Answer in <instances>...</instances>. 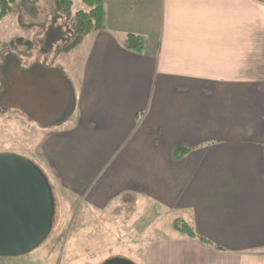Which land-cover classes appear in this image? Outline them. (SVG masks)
<instances>
[{"label": "crops", "instance_id": "1", "mask_svg": "<svg viewBox=\"0 0 264 264\" xmlns=\"http://www.w3.org/2000/svg\"><path fill=\"white\" fill-rule=\"evenodd\" d=\"M102 2L104 28L79 36L53 6L47 21L0 22V102L8 63L20 75L4 135H29L21 151L53 191L118 212L131 198L133 230L164 216L195 229L155 226L145 250L125 254L137 264H264V2ZM46 36L52 46H39Z\"/></svg>", "mask_w": 264, "mask_h": 264}, {"label": "rangeland", "instance_id": "2", "mask_svg": "<svg viewBox=\"0 0 264 264\" xmlns=\"http://www.w3.org/2000/svg\"><path fill=\"white\" fill-rule=\"evenodd\" d=\"M49 1L17 2L14 5L13 13L19 14L17 16V19L20 20L18 23H23L24 20L37 19L47 21L46 11L53 6L52 0L51 6ZM261 1L264 2V0ZM80 9L88 10L89 7L82 0H75L73 10ZM62 21L66 27H71V22L66 18ZM46 24L47 22L43 23V27ZM50 38V36H46L43 44L42 42L38 43L39 46L51 47L52 45L47 43ZM52 41L53 39L49 43ZM8 66V76L5 75L6 79L2 84L12 88L10 97L6 98V103L0 102V109L2 110H9L13 107L17 109L20 98L19 69L16 68L15 63H8ZM10 137L11 140L9 136L4 135L3 127L0 126V153L20 154L35 162L31 155L21 151L23 141H27L28 144L31 143L29 135L23 137L21 131L19 132L18 128L13 127ZM53 193L55 196V216L49 236L30 253L14 258H0V264H101L100 261L105 259L107 254L111 258L119 256L129 258L137 264L138 258H135L136 256L125 255L130 245L135 248L140 245L145 250L150 237L155 236L159 230L155 229L156 227H160L159 233L163 232V234H170L175 231L174 220L167 219L166 216L159 220L160 223L156 221L158 222L156 227L142 223L139 224L140 231L133 230L129 222L132 216L136 217L135 214L139 217L137 211L139 205L134 204L135 202L131 198L126 199L128 200L125 201L127 203H123L121 211L118 212L114 206H110L107 210L90 207L84 203L83 198L61 188L54 190Z\"/></svg>", "mask_w": 264, "mask_h": 264}, {"label": "water", "instance_id": "3", "mask_svg": "<svg viewBox=\"0 0 264 264\" xmlns=\"http://www.w3.org/2000/svg\"><path fill=\"white\" fill-rule=\"evenodd\" d=\"M55 196L48 177L29 158L0 153V257L30 253L51 233ZM102 264H136L112 257Z\"/></svg>", "mask_w": 264, "mask_h": 264}, {"label": "trees", "instance_id": "4", "mask_svg": "<svg viewBox=\"0 0 264 264\" xmlns=\"http://www.w3.org/2000/svg\"><path fill=\"white\" fill-rule=\"evenodd\" d=\"M19 1L28 0H0V22L13 12L14 5ZM53 12L59 14L71 22V28L74 35H83L92 30H101L104 28V5L102 0H82L89 9L73 10L75 0H52ZM125 44L127 48L141 52L144 48V39L137 34H129L126 37ZM189 149L178 147L175 149L177 157L184 156ZM174 228L181 235L187 237H197L193 226L182 218L174 220ZM8 259V258H7Z\"/></svg>", "mask_w": 264, "mask_h": 264}]
</instances>
